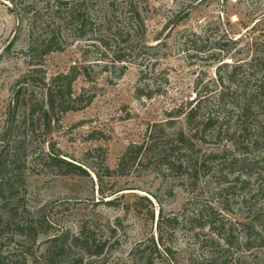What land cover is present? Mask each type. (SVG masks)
Listing matches in <instances>:
<instances>
[{
    "label": "rangeland",
    "instance_id": "obj_1",
    "mask_svg": "<svg viewBox=\"0 0 264 264\" xmlns=\"http://www.w3.org/2000/svg\"><path fill=\"white\" fill-rule=\"evenodd\" d=\"M82 3L88 6L84 29L68 13L71 4ZM106 18L126 41L125 63L114 62L99 45ZM214 23L220 35L261 43L264 0H0V159L6 165L0 179L19 175L16 198L8 202L17 208V221H44L47 227L34 244L4 233L2 254L22 251L20 264H42L39 254L46 239L71 237L86 228L107 243L104 252L92 257L72 248L69 260L139 264L137 246L157 237L160 212L162 218L176 216L178 223L175 231L164 235L159 251L171 250L175 264H200L208 259L206 242L216 238L208 227L191 230L197 224L183 221V212L201 218L200 209L212 206L228 225H238L232 232L234 247H215L228 255L222 264H264V246L259 241L246 244L248 235L241 227L253 223V213L264 212V189L257 193L261 180L239 182L237 176H228L231 185L248 183L223 196L218 190L226 174L216 164L194 179L162 167H136L105 180L106 193L112 185L140 189L118 193L120 199L107 206L98 202L90 168L104 158L105 166L114 171L126 148L140 143L149 127L162 126L166 133L185 131L183 113L194 97L195 81L202 77L206 82L215 75L212 61L191 59L183 41ZM50 39L47 55L30 51L34 42L47 44ZM142 41L154 49L142 48ZM60 74L75 78L70 110L54 108L44 118L40 108L47 103V86ZM214 142L208 134L199 147L206 154L221 153L224 144ZM49 153L81 165L88 176L65 174L48 163ZM1 201L0 197V217H5ZM154 259L160 264L165 256Z\"/></svg>",
    "mask_w": 264,
    "mask_h": 264
},
{
    "label": "trees",
    "instance_id": "obj_2",
    "mask_svg": "<svg viewBox=\"0 0 264 264\" xmlns=\"http://www.w3.org/2000/svg\"><path fill=\"white\" fill-rule=\"evenodd\" d=\"M88 6L82 4H71L69 7L70 20L82 27H87ZM139 28L144 29L142 21H138ZM101 28H105L101 39H97L99 45L109 51L114 57V62L125 63L123 52L127 50L126 41L122 38L120 29L110 26L109 18H106ZM107 28V30H106ZM218 25L208 24L204 27L202 34L191 33L184 38L183 44L189 47L191 59L201 58V60L212 61L215 78L205 80L201 77L195 81L194 97L187 103L185 112L186 129L172 133H166L162 126H152L147 129L144 139L137 144L129 145L119 158L114 171L108 169L104 164V158L99 163L90 165L94 170V177L97 181V193L100 201L107 206L113 205L119 200L118 193L123 191H137L140 189L116 188L112 185L110 193L103 189L105 180H110L117 173L137 167L164 168L168 172L178 175L180 178L197 177L208 170L211 164H216L220 173L226 176L220 177L218 190L220 195L227 196L229 191L235 187L244 188L248 182L231 185L228 176L240 178H256L261 180L257 193H262L264 189V41L256 43L246 41L242 36L233 38L227 33L220 35ZM52 39L47 44L44 42H34L30 51L33 54L45 56L52 49ZM112 41V44H109ZM142 48H151L142 41ZM35 70V71H34ZM32 73L37 72L34 69ZM72 75H58L52 77L47 85V103L41 106L42 117L46 118L49 111L54 108L60 112L69 111L71 99V86L74 81ZM137 91V95H138ZM20 91H17L16 101H18ZM141 96V95H138ZM152 98V95L147 97ZM76 101V99L74 100ZM34 106V105H33ZM32 106V108H33ZM36 106V105H35ZM47 107V108H46ZM32 112V111H31ZM209 136L215 141L216 146L224 144L221 153H203L199 144L205 142V137ZM230 148H227V146ZM94 152H98L95 150ZM92 152L87 153L91 155ZM17 156V155H16ZM1 158V157H0ZM48 163L64 170L68 175H87L86 170L81 166L60 158L58 155L49 153ZM3 160L0 159V174H4ZM157 172V171H155ZM210 174V173H208ZM0 179L1 208L4 209V216L0 217V239L4 233H10L16 237L27 238L34 244L41 234L47 231L44 221L21 222L16 219L17 208L13 209L9 201L16 198L19 175L16 174L13 180L6 179L5 175ZM223 186V187H222ZM235 186V187H234ZM104 199H108L104 201ZM202 217H188L183 212L182 220L188 219L189 225L194 222L197 226H192L191 230L208 227L216 240L208 241V259L202 261L204 264H222L227 259L225 250L215 251V247H234L236 241L232 232L238 226L224 221L214 207L207 206L200 209ZM159 215L161 213L159 212ZM157 218V237H151L148 243H140L137 246V260L139 264H156L154 255L165 256L163 263L175 264L173 252L168 248L161 249L163 238L167 231H175L178 223L176 216ZM154 216H152L153 218ZM185 218V219H184ZM202 220H204L202 222ZM199 222V223H197ZM252 224H244V232L248 239L244 242H261L264 246V212L253 213ZM44 248L39 257L42 264H82V259L69 260L72 248L87 253L90 256H100L106 247V242L97 240V237L86 228L81 229L77 235L69 237L61 234L46 239ZM250 248V247H249ZM229 251V250H228ZM25 257L22 251L2 254L0 251V264H20L19 261ZM200 263V264H202Z\"/></svg>",
    "mask_w": 264,
    "mask_h": 264
}]
</instances>
